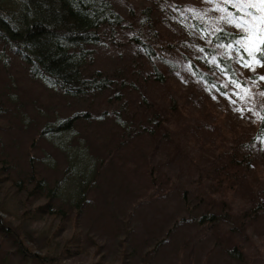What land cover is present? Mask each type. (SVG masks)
<instances>
[{
  "label": "trees",
  "instance_id": "1",
  "mask_svg": "<svg viewBox=\"0 0 264 264\" xmlns=\"http://www.w3.org/2000/svg\"><path fill=\"white\" fill-rule=\"evenodd\" d=\"M130 2L124 0L128 6L124 14L114 0H0L3 70L20 66L31 83L90 104L86 110L50 119L37 133L38 139L60 144L66 151V164L57 169L52 181L36 154L29 150L22 167L6 149L8 144L5 146L3 136L10 129L4 115L9 108L5 107L4 91H0V249L9 239L17 247L22 262L57 264L80 260L105 264L103 243L90 237V245L86 247L79 223L98 181L96 157L106 148L108 153L101 162V166L105 165L123 158L127 140L150 136L155 145L148 157L138 161V166L131 165L146 179L147 194L157 193L163 183L168 192L174 188L164 165L154 164L155 153L163 147L170 159L188 168L191 175L190 186L183 190L189 216L178 221L198 218V226L215 235L216 243L226 255L247 258L245 261L249 263L264 262L262 243L252 240L248 225V221L252 225V219L264 212V183L252 189L245 204L235 206L233 199L240 180L256 163V155L264 143V34L255 52L257 64L262 68L258 75L262 78L252 74L254 88L249 85L247 92L252 94L249 105L252 119L249 128L238 130L229 126L224 113L216 109L214 99L237 81L245 85V78L239 76L242 65L237 63L234 53L242 49L239 43L243 33L216 23L211 17L198 18L194 10L202 12L203 8L187 0L180 4L173 0H152L141 6ZM224 7L233 10L229 3H224ZM261 22L264 33V14ZM111 45L127 47L135 53L133 62L118 75L107 72L98 61L100 49ZM184 66L204 90L207 104L203 112L189 108L180 90L181 97L178 91L177 97L174 92L165 96L167 89L178 84L176 79ZM158 84L163 95L157 98L162 101H147L142 90ZM11 92L8 102L16 103L18 97ZM18 118L22 126L30 124L26 115L20 114ZM93 120L108 125L112 122L113 134L106 141L95 142L91 150L80 142L86 139L85 135L76 143L73 139L77 138L76 123ZM191 132L201 139L199 148L205 143L211 145L213 157L208 159L209 166L193 169L198 145L185 140ZM94 134L91 131L90 136ZM46 160L47 167L54 166L50 158ZM126 162L125 159L124 168L130 166H124ZM260 172L264 174V170ZM189 195L193 200L190 201ZM197 208L199 212L194 213ZM12 218L19 223V230L8 226ZM23 222L44 224L42 231L48 235L44 256L23 247ZM69 229H73L71 233ZM172 230L169 228L168 232ZM125 258L123 255L121 262H126Z\"/></svg>",
  "mask_w": 264,
  "mask_h": 264
},
{
  "label": "rangeland",
  "instance_id": "2",
  "mask_svg": "<svg viewBox=\"0 0 264 264\" xmlns=\"http://www.w3.org/2000/svg\"><path fill=\"white\" fill-rule=\"evenodd\" d=\"M173 1L180 4L184 0ZM187 1L203 8L202 12H200L201 9L194 10L198 18L208 16L213 18L216 23L243 33L239 43L242 49L236 50L234 53L237 55V63L243 66H240L239 76L242 79L245 78V85L237 81L228 86L227 92L214 99V105L219 113H224V118L229 122V126H234L238 130L241 127L249 128L250 119H252L249 107L252 94L247 92L250 89L249 85L255 84L252 74L257 75L259 79L262 78L258 75L262 68L257 64L255 52L264 34L261 31V15L264 14V4L261 3V0ZM114 2L119 11L127 13L128 6L124 0H114ZM130 3L141 6L152 3V0H131ZM224 3H229L233 10H226ZM252 5H256V7H252ZM191 29L193 32L195 31L194 28ZM178 32L180 33V31ZM133 58H135V53L131 49L111 45L109 48L100 49L98 61L99 65L103 66L107 72L118 75L120 70L133 62ZM147 63L149 64V62ZM3 69L4 65L0 62V91H4L3 98L7 97L5 107L9 108V111L4 115L10 129L3 136V140L6 142L5 146L8 144L6 149L17 158L22 167L27 162L29 150L36 154L35 156L39 158L38 161L47 169V171L44 170L45 173H48L50 180L53 181L57 176V169L66 164V151L60 144L54 145L48 140L38 139L37 133L50 119L57 117L61 119L64 116H69L73 111L86 110L90 104L86 103V100L67 98L51 88L46 89L39 83H31L20 66H16L15 69ZM176 81H178L176 87L167 89L165 96L168 97L169 94L176 93L174 96L181 97L180 90L183 93L182 98L189 108L195 112H203L207 104V100L204 99V90L199 87L200 81L194 78L188 67H183L182 73ZM10 91L14 97H18L15 99L16 103L8 102ZM142 91L147 101L153 103L156 100L162 101L161 97L157 98L163 95L159 84L147 86ZM138 97L143 99L142 96ZM95 99L99 100V98ZM97 101L95 102L96 106ZM20 114L26 115V119L30 121L27 127L22 126L18 118ZM112 127V122L108 125V123L100 124L96 120L83 124L79 121L75 125L77 138L73 141L76 143L85 135L86 139L80 142L84 146L87 144L92 150L95 142L110 139L113 134ZM91 131L96 134L90 136ZM34 139L35 144L31 147V142ZM185 140L198 145L194 162V165L197 164V166L193 165V169L194 167L209 166L208 159L213 157L211 145L205 143L206 146L202 149L199 148L201 139L198 136L195 137L192 132ZM261 144L260 152L256 155V163L251 165V170L248 169V174L239 182L241 184L233 197L235 206L245 204L252 195V189L261 182L264 183V174L262 173V176L260 172L264 170V143ZM154 145L150 136H137L127 140L124 145L123 158H116V160L101 166L104 156L108 153L106 148H103L104 151H101V155H97L96 165H99V169H97L98 175L95 177L98 181L93 186L92 196L86 203L84 214L79 219L85 246L90 245V237L101 241L105 264H264L261 260L249 263L245 261L247 258L243 260V258L237 259L229 254L226 255L216 243L215 235L207 228L198 226V218L194 221L189 219L178 221L183 216H189L184 204L183 190L190 186L188 183L191 175L188 168L171 160L167 150L163 147L155 153L154 164L161 162L164 165L163 170L171 176L174 188L168 192L166 184L163 183L157 193L154 191L147 194L146 179L131 165H140L138 161H144ZM261 152L263 153L260 154ZM42 157H44L43 161H41ZM47 158H50V163L54 166L47 167ZM125 159L127 162L124 166L130 165V168L123 167ZM189 196L191 197L190 201L193 200V196ZM198 212V208L194 209V213ZM4 217L7 218L6 215ZM10 221L9 225L6 224L10 228L14 227L19 230V223L13 221V218ZM248 225L252 240L257 243L261 241L262 249H264V212H260L256 218L252 219V225L248 221ZM43 227L44 224L38 222L34 224L23 222L21 233L24 241L23 247H29L31 252L41 256L45 255L48 236L43 232L44 230L42 231ZM169 228L173 229L171 233L168 232ZM72 230L69 229L68 232L71 233ZM248 244L249 242L246 246ZM2 247L0 249V264H34L33 260L22 262L23 260L16 252L17 247L9 239L3 243ZM123 255H126V262H121ZM3 257L5 260L2 262ZM61 262L57 264H89V262L84 263L80 260L76 262L63 260Z\"/></svg>",
  "mask_w": 264,
  "mask_h": 264
},
{
  "label": "snow or ice",
  "instance_id": "3",
  "mask_svg": "<svg viewBox=\"0 0 264 264\" xmlns=\"http://www.w3.org/2000/svg\"><path fill=\"white\" fill-rule=\"evenodd\" d=\"M261 3L264 4V0H261ZM252 7H256V5H252ZM264 79V78H262Z\"/></svg>",
  "mask_w": 264,
  "mask_h": 264
}]
</instances>
